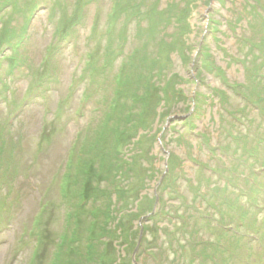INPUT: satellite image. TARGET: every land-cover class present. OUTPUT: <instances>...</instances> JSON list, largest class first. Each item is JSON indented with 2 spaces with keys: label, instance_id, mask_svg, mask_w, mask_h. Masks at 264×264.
Masks as SVG:
<instances>
[{
  "label": "rangeland",
  "instance_id": "374dc122",
  "mask_svg": "<svg viewBox=\"0 0 264 264\" xmlns=\"http://www.w3.org/2000/svg\"><path fill=\"white\" fill-rule=\"evenodd\" d=\"M8 1L0 264L83 263L72 250L94 223L104 247L87 264H264V145L251 146L264 116L244 89L224 85L242 84L245 64L261 67L246 43L264 51V27L248 26L264 0ZM154 5L169 16L185 8L189 29L150 32L146 51L160 69L140 77L137 32ZM214 91L226 93L227 111Z\"/></svg>",
  "mask_w": 264,
  "mask_h": 264
},
{
  "label": "trees",
  "instance_id": "16d2710c",
  "mask_svg": "<svg viewBox=\"0 0 264 264\" xmlns=\"http://www.w3.org/2000/svg\"><path fill=\"white\" fill-rule=\"evenodd\" d=\"M15 1L16 0H13V2H15ZM252 2L255 3V4H260V2L258 0H252ZM126 6L127 7H130L128 5H126ZM170 7H173L172 2L171 3L168 2V8H170ZM124 10L127 11V9H124ZM245 13L250 16L252 13L254 14V11L247 9L245 11ZM262 13H263V15H259V14L256 13L255 14L256 17L250 16L251 20H250V23H248V26H251V27H258V26L264 27V12H262ZM178 14H180V15H178ZM186 15H187V13H186L185 8L180 13H178V12L177 13H172V15H171L172 17L169 16V13L167 11H166V13L160 11V8L157 5H154L153 6V10L152 9L150 10V14L148 15V18H149V20L151 22H152V20L154 18V21H155L154 25L156 26V28L154 27L153 22L151 23L150 21H148L149 24L147 23L148 26H147V28L144 31L142 29H139V31L137 32V37H138L137 40L140 43V46L137 47L136 49H134L135 50L134 52L136 53L134 59L138 63L136 65L135 72H137V70H138V65H139V67L142 68L141 70H143V66L146 67V69L144 70L145 72L140 73V77H145L147 75V73H150L151 76L154 77L153 76V74H155L154 71H157L158 69H160V67L157 68L156 64H153V63H155V61L153 62V57L152 56L150 57L147 54V51H146L151 46H153V44H151L152 43L153 36L152 37L149 36L150 32H153L154 31V35L156 36V39H157V37L159 36V34H161L162 32H164V30L166 28L170 29V27L172 26V24H175L177 26L176 28L178 30V32H177L176 35H179V37L183 38L185 36V34L187 33V30L189 29V24L186 21V18H187ZM139 16L141 17L142 14L139 15ZM139 16H136L135 19H138ZM156 17H158L157 20H155ZM168 18H170V19L168 20ZM239 18L242 19L243 17L239 16ZM256 19H258L257 20V23H260L261 22L262 25L261 24H255L254 21ZM243 20H244V18H243ZM241 42H243V40ZM246 44H247V48H248L247 50H250L251 51V52H249V54L255 53V55H256V57L252 55L253 56L252 59H254L257 62H259V64H261L260 65L261 67L258 68V69L249 67V68H251V70H250L249 68L246 67V64H245V66H244L245 67L244 68V78H243L244 81L242 82V84L235 83L232 86H230L226 82L224 85L228 86L231 90L232 89H238V88L244 89L246 91V94L247 95L242 93L241 96L242 97L244 96L243 99L246 100V102H248L249 104L250 103L253 104V109L257 110L258 113L261 116H264V83H263V86H262V83H261L262 80L264 82V77L261 76L258 73V70H263L264 69L262 67L264 65V51H262L258 47H256L255 44L252 43V41H249ZM221 52H222L223 55H227V53H226V51L224 49L221 50ZM233 61H234V58H232V63H233ZM129 62H133V58L131 56H128V63ZM213 65L206 63V65H203L202 66V69L206 70L209 73H212V70H214V71L216 70L218 73H220L221 72L220 68H217L215 65H214L215 66L214 67ZM127 68H128V71H133L131 69V66L130 65H128ZM214 75H216L218 78L222 79V76L221 75H219V74H214ZM121 81H122V79L120 80V82ZM257 82H259L260 85ZM148 89H149V87H148ZM149 90H151V89H149ZM214 92H216L215 93V97L217 98V102H218L219 106L221 107L220 110L227 111L226 110V106H229V103L226 101V98H227L226 93L223 92V91H214ZM251 98H254V100L251 99ZM216 105H217V103H216ZM220 110L218 112H216V115H217V113H220ZM231 116H232V114H231ZM220 118H221V121H223V118L222 117H220ZM250 121H253V119L250 120ZM263 122H264L263 119H262V121L260 120V123L264 127V123ZM255 133H253V134H255ZM255 145H256V148L257 149L254 148ZM259 145H261V146L264 145V137L257 138V140H255V139H252L251 140V146L256 151L259 150L258 149ZM240 149H242L247 154L246 159L248 157L249 158H255V156L253 155L254 151H252V150L246 151V149H244V146L243 145L240 146ZM243 166L245 167V164ZM249 173L252 175V177L254 176V174L250 170H249ZM116 191L118 193H120V194H123L124 193L121 190H116ZM118 198H119V195H118ZM107 200L109 202L111 201V203H114L111 200V198H109L108 196H107ZM106 208L109 209L110 207L107 206ZM107 217H108V215H107ZM150 220H152V218H150ZM95 226H96L95 223L90 226V233H91L90 236L91 237L88 238V243H84V244L80 243V245L76 249V251L75 250H72L73 254L74 253H77V255L80 257V259L82 261H84L83 263L81 262L82 264H87L88 263V262L86 263L85 260L88 261V260L91 259V256L92 255H90V254L92 253L93 250H95V247H99V249L101 247H104V243L102 241H100L101 240L100 238H98V239H95L94 238L95 234L100 233V230H101L99 228V232H96L95 231ZM102 252L104 253L103 250H101V253ZM95 254H97V253H95ZM82 255L84 256L83 258H82ZM86 256H88L89 259ZM107 258H108V256H107ZM54 259H57V258H54ZM89 263L90 264H93L90 261H89Z\"/></svg>",
  "mask_w": 264,
  "mask_h": 264
}]
</instances>
